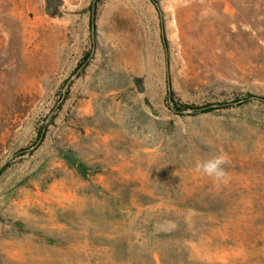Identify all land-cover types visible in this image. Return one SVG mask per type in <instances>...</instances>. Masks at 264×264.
Instances as JSON below:
<instances>
[{"label":"rangeland","instance_id":"374dc122","mask_svg":"<svg viewBox=\"0 0 264 264\" xmlns=\"http://www.w3.org/2000/svg\"><path fill=\"white\" fill-rule=\"evenodd\" d=\"M49 2L0 0V264H264V0Z\"/></svg>","mask_w":264,"mask_h":264},{"label":"clouds","instance_id":"9594fccd","mask_svg":"<svg viewBox=\"0 0 264 264\" xmlns=\"http://www.w3.org/2000/svg\"><path fill=\"white\" fill-rule=\"evenodd\" d=\"M228 163L226 155L218 154L211 159L203 160L196 165L198 172H203L208 177L212 178L216 183L227 182V172L224 165Z\"/></svg>","mask_w":264,"mask_h":264},{"label":"trees","instance_id":"16d2710c","mask_svg":"<svg viewBox=\"0 0 264 264\" xmlns=\"http://www.w3.org/2000/svg\"><path fill=\"white\" fill-rule=\"evenodd\" d=\"M46 4H45V9L47 11V13L52 16H58L59 15V11L57 9V7H52L51 3L49 2V0H45ZM57 2V5L61 4V0H55ZM89 25H90V29L93 30L94 29V17H93V13L90 15V21H89ZM164 44H166V42L164 41ZM244 100H249V95H247V97ZM199 110V111H204L206 109V107L204 106H188V105H182L180 109H176L177 112H181V111H185V110Z\"/></svg>","mask_w":264,"mask_h":264}]
</instances>
